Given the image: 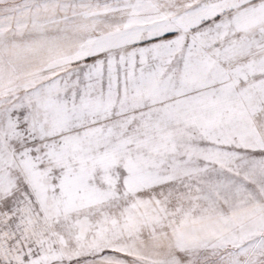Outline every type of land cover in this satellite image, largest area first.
<instances>
[{"label": "snow or ice", "instance_id": "snow-or-ice-1", "mask_svg": "<svg viewBox=\"0 0 264 264\" xmlns=\"http://www.w3.org/2000/svg\"><path fill=\"white\" fill-rule=\"evenodd\" d=\"M0 264H264V0H0Z\"/></svg>", "mask_w": 264, "mask_h": 264}]
</instances>
